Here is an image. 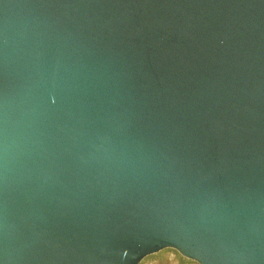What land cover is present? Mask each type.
I'll return each instance as SVG.
<instances>
[{
	"label": "water",
	"instance_id": "water-1",
	"mask_svg": "<svg viewBox=\"0 0 264 264\" xmlns=\"http://www.w3.org/2000/svg\"><path fill=\"white\" fill-rule=\"evenodd\" d=\"M264 264V0H0V264Z\"/></svg>",
	"mask_w": 264,
	"mask_h": 264
},
{
	"label": "rangeland",
	"instance_id": "rangeland-1",
	"mask_svg": "<svg viewBox=\"0 0 264 264\" xmlns=\"http://www.w3.org/2000/svg\"><path fill=\"white\" fill-rule=\"evenodd\" d=\"M139 264H200L182 255L175 248H165L147 255Z\"/></svg>",
	"mask_w": 264,
	"mask_h": 264
}]
</instances>
